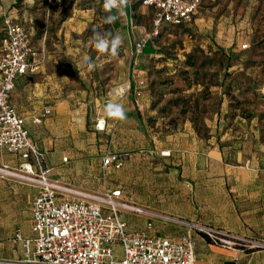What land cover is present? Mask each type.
Returning a JSON list of instances; mask_svg holds the SVG:
<instances>
[{
	"label": "rangeland",
	"instance_id": "rangeland-1",
	"mask_svg": "<svg viewBox=\"0 0 264 264\" xmlns=\"http://www.w3.org/2000/svg\"><path fill=\"white\" fill-rule=\"evenodd\" d=\"M133 6V23L149 28L150 9ZM82 12H90V20L71 31L66 21ZM107 14L103 0H0V36L6 18L29 27L32 58L54 74L50 79L72 110L81 117L86 110L87 129L101 115L109 123L105 105L129 95L130 105L143 104L140 134L146 143L166 149L214 146L224 163L264 167V0H201L191 25L166 27L137 58L125 17L111 28L103 23ZM93 30L123 37L117 57L95 50ZM85 55L96 64L92 72L83 64ZM139 63L145 83L134 92L130 74Z\"/></svg>",
	"mask_w": 264,
	"mask_h": 264
},
{
	"label": "crops",
	"instance_id": "crops-1",
	"mask_svg": "<svg viewBox=\"0 0 264 264\" xmlns=\"http://www.w3.org/2000/svg\"><path fill=\"white\" fill-rule=\"evenodd\" d=\"M127 15L123 9L126 24ZM90 16V12H82L65 24L71 31H81ZM142 28L137 25L136 31ZM32 60L35 69L16 79L9 100L24 119L29 139L41 155V167L61 186L59 200L88 199L87 194L119 188L121 200L145 210L121 211L128 231L144 230L173 241L189 236L194 242L195 264H264V167L246 161L234 166L224 163L222 151L214 146L166 149L146 143L140 134L143 104L135 100L136 104L130 105L129 95L111 100L123 105L125 120L109 118L107 123L101 115L87 129L86 110L83 117L77 109L72 110L54 78L50 79L54 74L44 73L38 61ZM144 71L140 63L132 68L134 92L137 82L145 83ZM100 119L105 121L103 131L95 126ZM108 150L123 156L121 168L102 169L101 158ZM21 161L19 155L0 149V165L18 170ZM38 190L35 183L0 175V258L22 255L21 244L12 241L17 232L26 239L34 236L31 203ZM200 226L261 245H216Z\"/></svg>",
	"mask_w": 264,
	"mask_h": 264
},
{
	"label": "built area",
	"instance_id": "built-area-1",
	"mask_svg": "<svg viewBox=\"0 0 264 264\" xmlns=\"http://www.w3.org/2000/svg\"><path fill=\"white\" fill-rule=\"evenodd\" d=\"M134 1L153 8L148 30L142 28L134 33L137 25L128 17L135 57L158 35L164 23H191L201 4V0ZM30 35L31 32L19 22L11 18L4 20L0 38V149L19 155L22 161L18 170L1 164L0 175L17 176L38 185L39 190L31 203L34 236L26 239L17 232L12 241L21 244L22 255L0 258V264H195L194 242L189 236L173 241L144 230L128 231L121 211L144 213L145 210L121 200L119 188L103 195L87 194L88 199L57 198L61 186L50 180L48 170L41 167V155L29 139L24 119L9 100L16 79L36 67L32 60L34 52L30 47ZM143 84L144 80H140L136 87ZM100 120H97L96 128ZM122 165L123 156L117 152L108 150L101 158L103 170L110 166L118 169ZM199 230L212 243L227 248L241 244L261 245L215 228L200 226Z\"/></svg>",
	"mask_w": 264,
	"mask_h": 264
},
{
	"label": "clouds",
	"instance_id": "clouds-1",
	"mask_svg": "<svg viewBox=\"0 0 264 264\" xmlns=\"http://www.w3.org/2000/svg\"><path fill=\"white\" fill-rule=\"evenodd\" d=\"M130 0H103V10L108 13L103 18L104 24H115L116 21L123 15V9L128 6ZM115 10L116 14H113ZM90 43L98 53L107 54L110 57H117L119 49L123 45V37L119 34L114 35L111 31L101 33L93 30V35L90 37ZM83 64L87 71L92 72L96 69V64L92 58L85 55L82 58ZM66 78V77H65ZM105 114L113 120L123 121L126 119V112L123 105L109 101L105 105ZM105 121L102 119L97 125L99 131L104 130Z\"/></svg>",
	"mask_w": 264,
	"mask_h": 264
},
{
	"label": "trees",
	"instance_id": "trees-1",
	"mask_svg": "<svg viewBox=\"0 0 264 264\" xmlns=\"http://www.w3.org/2000/svg\"><path fill=\"white\" fill-rule=\"evenodd\" d=\"M19 1V0H18ZM134 3H137L139 6H141V7H146L147 9H150V11H151V17H150V25H149V28H147V30L148 29H150V27H151V19H152V15H153V8H151L150 6H142V5H140V3L138 2V1H134V0H132V3L131 4H129V6L127 7V8H124L125 9V11H126V13H128V15L131 17V11H133V9H135L134 8V6H133V4ZM94 6V3H92L89 7H87V8H92ZM197 12H198V9H197V11L194 13V15H193V18H192V22L191 23H189V24H186V23H181V24H170V23H164L162 26H161V28H160V31H159V33H158V35H155L151 40H150V42L152 41V40H154L157 36H159V34L163 31V29H165L166 27H169V26H172V27H175V26H178V27H180V26H183V27H187V26H189V25H191L194 21H195V18H196V14H197ZM62 19H65V16L62 18ZM15 21V20H14ZM17 22V21H16ZM105 25V27H107V26H109V27H111V28H113V27H115L116 26V24H111V25H109V24H104ZM136 25H138V24H136ZM3 27H4V25H3ZM29 31H30V29H29V27H26ZM145 28V27H144ZM146 29V28H145ZM191 56H192V54H187V56H186V60H190L191 59ZM225 57V59H226V66H225V68L227 69L230 65H229V62H228V56H224ZM222 61H223V58H221V60H220V62L222 63ZM203 62H205V60L203 59V60H201L200 62H199V67H202L204 64H203ZM191 65H192V63H191ZM197 115H195V117H194V120H192V123H193V125H194V127L197 129V126H196V122H197Z\"/></svg>",
	"mask_w": 264,
	"mask_h": 264
}]
</instances>
